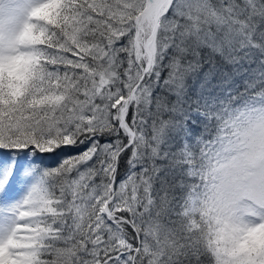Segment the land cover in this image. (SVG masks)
Returning <instances> with one entry per match:
<instances>
[{"label": "snow or ice", "instance_id": "obj_1", "mask_svg": "<svg viewBox=\"0 0 264 264\" xmlns=\"http://www.w3.org/2000/svg\"><path fill=\"white\" fill-rule=\"evenodd\" d=\"M0 264H264V0H0Z\"/></svg>", "mask_w": 264, "mask_h": 264}]
</instances>
